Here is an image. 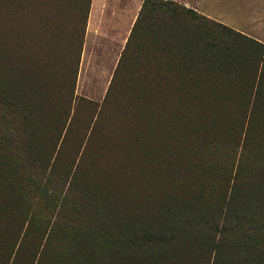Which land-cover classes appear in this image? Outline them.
I'll return each mask as SVG.
<instances>
[{"label": "rangeland", "instance_id": "1", "mask_svg": "<svg viewBox=\"0 0 264 264\" xmlns=\"http://www.w3.org/2000/svg\"><path fill=\"white\" fill-rule=\"evenodd\" d=\"M87 1L29 0L7 49L0 26V264H264V98L238 67L191 73L142 25L130 38L144 0L118 57L86 54ZM248 5L240 27L191 9L264 45ZM175 216L180 254L124 241Z\"/></svg>", "mask_w": 264, "mask_h": 264}, {"label": "trees", "instance_id": "2", "mask_svg": "<svg viewBox=\"0 0 264 264\" xmlns=\"http://www.w3.org/2000/svg\"><path fill=\"white\" fill-rule=\"evenodd\" d=\"M0 2L3 6L0 26L2 25L5 31L1 39L3 46L7 49V45L11 40V28L7 31L11 24L8 18L13 19L18 12L20 14L29 0H0ZM89 4L90 0L87 1V8ZM141 25L145 32L158 39L161 58L164 59L166 64L176 60L179 55L186 54L191 56V73L207 71L208 69L205 67L207 64L219 67V70L220 67H238L243 72L244 78L249 82L250 91L248 96L252 106H255L254 102L257 98H264V45L253 38L224 24L215 22L206 16L197 14L193 9L171 0H144L131 30L130 38L135 34L137 35ZM156 39L154 40L156 41ZM201 67H203V70ZM227 74L229 75V73ZM200 90L197 92L194 89L187 93H180L183 91L171 93L166 90L165 93L168 100L189 103L198 97ZM0 97L4 100L5 98L11 100L13 96L10 94L8 96L0 85ZM252 106L251 111L253 110ZM180 220L181 218L178 219L175 216L173 220L166 221L163 228H156L155 231L149 230L143 237L136 234L132 236L128 232L125 234L124 241L170 242L169 246L175 250H171V252L180 254L181 252H178L180 250L179 243L183 244L182 237L178 235L177 231ZM168 230L171 231V234L166 237L164 233L169 232ZM181 230L182 234L185 233V227H182ZM176 244L177 247H174ZM244 260L249 264L252 259L245 258ZM159 263L195 264L186 263V261L184 263H173V261L163 262L162 260Z\"/></svg>", "mask_w": 264, "mask_h": 264}, {"label": "crops", "instance_id": "3", "mask_svg": "<svg viewBox=\"0 0 264 264\" xmlns=\"http://www.w3.org/2000/svg\"><path fill=\"white\" fill-rule=\"evenodd\" d=\"M135 1V3H134ZM142 0H91L85 33L86 54L94 41L107 39L116 48V57L123 49L132 28ZM195 10H204L207 15L218 13L223 23L233 27L243 26L248 11L254 0H175ZM259 5L255 8L264 13V0H256ZM214 12V13H213ZM251 16V15H250ZM105 37V38H104ZM260 40V39H258Z\"/></svg>", "mask_w": 264, "mask_h": 264}]
</instances>
